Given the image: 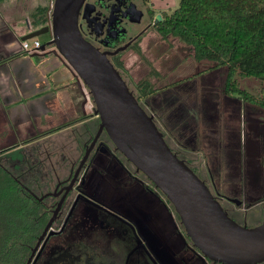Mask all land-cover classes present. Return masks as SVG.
Instances as JSON below:
<instances>
[{
  "label": "rangeland",
  "instance_id": "374dc122",
  "mask_svg": "<svg viewBox=\"0 0 264 264\" xmlns=\"http://www.w3.org/2000/svg\"><path fill=\"white\" fill-rule=\"evenodd\" d=\"M164 1L169 12H173L179 4V0ZM49 37L48 34L39 36L41 42ZM141 44L148 60L166 77L165 82L179 81L199 70L203 71L209 64L207 61L196 62L191 56L192 48L179 38H163L155 30L149 31ZM125 56L132 57L127 60V66L138 65L132 80H139L148 71L147 65L134 50H128ZM226 73L227 68L198 73L158 90L143 103L147 112H156L151 104L169 110L172 123L185 133L191 132L190 145L185 146L177 139L176 142L170 140L176 148H184L193 154V158L198 156L201 159L199 162L203 167L211 170L212 187L221 196L241 200L242 204L236 205L237 209L247 212L248 225L255 226L264 222V109L228 96L224 92ZM239 83L253 94H257L262 87L261 82L254 78L242 79ZM32 124V121H27V140L22 141L20 147L16 145L21 144V140L11 141L16 144L7 157H17L21 155V148L26 151V147L41 142L35 136L39 133L35 131L36 126L32 129ZM31 137L35 139L30 140L33 139ZM6 156H0V171L7 164ZM152 188L155 192L159 191L155 186ZM111 191H114L113 188ZM156 201H152L155 203L152 223L141 221V214L136 218L135 227L118 226L111 221L88 222L78 236L80 239L75 240L77 233L74 231L73 239L67 237V232L50 240L37 264H193V253L184 245L179 249L175 245L177 242L168 237L171 226L167 231L162 229L167 221L171 225V220L166 213L164 216L162 207L156 205ZM167 204L171 219L179 232L186 236L170 203ZM96 212L102 214L98 219H112L98 210ZM188 244L192 246L191 241Z\"/></svg>",
  "mask_w": 264,
  "mask_h": 264
},
{
  "label": "flooded vegetation",
  "instance_id": "af4514ba",
  "mask_svg": "<svg viewBox=\"0 0 264 264\" xmlns=\"http://www.w3.org/2000/svg\"><path fill=\"white\" fill-rule=\"evenodd\" d=\"M165 5L164 0H85L81 9L79 28L83 37L106 54L133 93L135 83L144 78H148L155 88L160 90L195 75L172 83L165 82L166 77L152 65L142 51L143 37L149 31L155 30L161 35L158 30L159 23L166 14L172 13L167 11ZM128 50L138 53L148 67L145 75L137 81L132 80V74L138 65L132 68L127 66V60L131 57L125 56ZM117 61L123 63V72L115 66ZM154 70L159 73V76L151 73ZM160 83L161 85H158ZM144 101L139 103L146 110ZM147 113L154 116L152 112ZM93 116H95L93 112L85 115L87 122L80 126L81 130L80 127L75 128L68 136L59 134L26 147V151L21 148L20 157L6 156L7 164L3 165L0 173L10 175L18 184L22 194L36 202L39 209L45 208L47 212L45 215L47 221L37 236L36 242L30 246L25 264L50 220L53 219V223L44 237V239L47 238L45 246L33 264H37L50 240L67 232V237L73 239L74 231L77 233L75 240L80 239L78 236L81 230L88 226V222L111 221L116 222L118 226L124 224L135 227L136 218L138 214H141V221H146L147 224L152 223L154 199H157L156 205L162 207L164 216L166 213L171 220V225H168L167 221V225H164L162 229L167 231L171 226L172 231L168 237L177 242L175 245H178L179 249L181 245H184L193 253V264H215L188 244L190 240L186 238L187 235L181 234L176 223L171 219L168 202L158 194L159 191L153 190V182L116 149L107 132L100 129L99 117L89 121ZM155 121L173 152L207 184L230 217L242 225H248V213L236 207L241 205L242 201L238 199L241 201L238 205L231 201L234 198L221 196V193L212 187L211 170L203 167L198 156L193 158L191 156L193 154L186 149L176 148L170 140L173 138L166 134L156 118ZM112 188L114 191H111ZM97 210L105 217L110 216L112 219H98V216L102 214H98ZM51 230L56 233L48 235Z\"/></svg>",
  "mask_w": 264,
  "mask_h": 264
},
{
  "label": "water",
  "instance_id": "95a60500",
  "mask_svg": "<svg viewBox=\"0 0 264 264\" xmlns=\"http://www.w3.org/2000/svg\"><path fill=\"white\" fill-rule=\"evenodd\" d=\"M84 3L85 0H53L49 23L23 39L50 35L51 39L41 50L54 46L55 52L68 62L79 85L89 91L100 129L163 193L192 246L204 258L215 264L264 263V222L248 226L235 221L207 184L173 152L154 116L141 106L106 54L83 37L79 16ZM231 201L241 204L238 199ZM52 223L53 219L45 227L27 264L39 258ZM55 233L51 230L48 235Z\"/></svg>",
  "mask_w": 264,
  "mask_h": 264
},
{
  "label": "trees",
  "instance_id": "16d2710c",
  "mask_svg": "<svg viewBox=\"0 0 264 264\" xmlns=\"http://www.w3.org/2000/svg\"><path fill=\"white\" fill-rule=\"evenodd\" d=\"M46 9L38 7L36 15H45ZM47 21L45 16L40 25ZM158 30L163 37L174 36L190 46L196 62H209L198 73L227 68L224 92L228 96L264 109V0H179ZM115 66L124 71L121 61ZM246 78L261 82L257 94L240 86L239 81ZM157 91L148 78L134 85L139 102ZM0 177V264H25L30 246L47 221V212L22 194L10 175L0 173Z\"/></svg>",
  "mask_w": 264,
  "mask_h": 264
},
{
  "label": "crops",
  "instance_id": "0c3cea01",
  "mask_svg": "<svg viewBox=\"0 0 264 264\" xmlns=\"http://www.w3.org/2000/svg\"><path fill=\"white\" fill-rule=\"evenodd\" d=\"M52 3L53 0H0V156L8 155L11 147H15L16 143L11 141L21 140L16 145L20 147L27 140V121L33 122L32 129L36 126L34 130L39 132L36 138L44 140L59 134L70 135L87 122L85 115L94 113L86 87L79 85L77 75L54 46L32 54L21 48L25 36L49 23ZM38 7L47 8L45 15H36ZM45 16L47 23L40 25ZM36 39L41 41L39 37ZM50 39L42 40V44ZM151 106L161 128L175 142L177 139L185 146L190 145L191 132L178 129L170 120L169 110ZM94 115L89 121L96 120L98 115ZM199 127L202 129V123Z\"/></svg>",
  "mask_w": 264,
  "mask_h": 264
},
{
  "label": "built area",
  "instance_id": "2783aa9c",
  "mask_svg": "<svg viewBox=\"0 0 264 264\" xmlns=\"http://www.w3.org/2000/svg\"><path fill=\"white\" fill-rule=\"evenodd\" d=\"M42 45H43L42 42L36 38L23 40L21 42V48H22L23 52L26 54H32V53L40 52ZM85 92L89 96L88 89L85 88Z\"/></svg>",
  "mask_w": 264,
  "mask_h": 264
}]
</instances>
